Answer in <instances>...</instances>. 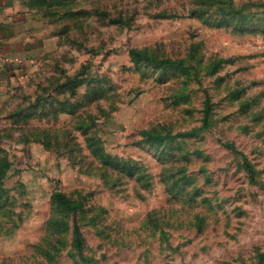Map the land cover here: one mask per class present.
<instances>
[{
  "label": "rangeland",
  "instance_id": "1",
  "mask_svg": "<svg viewBox=\"0 0 264 264\" xmlns=\"http://www.w3.org/2000/svg\"><path fill=\"white\" fill-rule=\"evenodd\" d=\"M20 3L0 264H264V0Z\"/></svg>",
  "mask_w": 264,
  "mask_h": 264
},
{
  "label": "crops",
  "instance_id": "2",
  "mask_svg": "<svg viewBox=\"0 0 264 264\" xmlns=\"http://www.w3.org/2000/svg\"><path fill=\"white\" fill-rule=\"evenodd\" d=\"M20 10L22 15H13ZM24 11L20 0H0V102L8 85L26 72Z\"/></svg>",
  "mask_w": 264,
  "mask_h": 264
},
{
  "label": "trees",
  "instance_id": "3",
  "mask_svg": "<svg viewBox=\"0 0 264 264\" xmlns=\"http://www.w3.org/2000/svg\"><path fill=\"white\" fill-rule=\"evenodd\" d=\"M136 53H134V51H132V55H135ZM52 197H55L57 201H61L62 200V195L59 192H53Z\"/></svg>",
  "mask_w": 264,
  "mask_h": 264
}]
</instances>
